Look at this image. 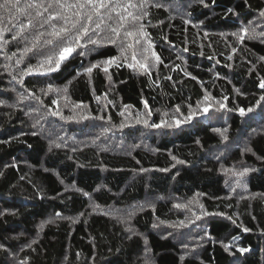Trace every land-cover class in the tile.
Returning a JSON list of instances; mask_svg holds the SVG:
<instances>
[{
	"label": "trees",
	"instance_id": "obj_1",
	"mask_svg": "<svg viewBox=\"0 0 264 264\" xmlns=\"http://www.w3.org/2000/svg\"><path fill=\"white\" fill-rule=\"evenodd\" d=\"M261 12L112 0L98 44L47 71L49 13L13 40L28 18L0 9V264H264Z\"/></svg>",
	"mask_w": 264,
	"mask_h": 264
},
{
	"label": "snow or ice",
	"instance_id": "obj_2",
	"mask_svg": "<svg viewBox=\"0 0 264 264\" xmlns=\"http://www.w3.org/2000/svg\"><path fill=\"white\" fill-rule=\"evenodd\" d=\"M21 2L22 0H0V9L7 11L9 15H11L13 12H19L25 13L28 18L27 25H25L23 22H19V33H14L12 35L13 40H17L18 37L25 32L26 28L33 27V21L37 17H43L44 12H48L49 14L40 21V27L42 28L45 24H48L51 27V31L47 34L51 37L61 40L62 47L60 52V59L57 60L53 65L52 57L49 56L47 61L44 62L50 65L47 68V71L58 70L60 68L61 63L66 60L68 56H70L71 53L75 51L76 48L85 47L86 45L80 43L83 38H87V44H98L97 39L93 38V36L97 34L96 30L101 29V26L104 24V17L101 14V9H107L110 5H112V0H75L74 3H69L68 0H45V2H41V0H26V2L23 3V6H21ZM200 2L203 3V0H200ZM155 6L160 7L161 5L157 4ZM115 7L122 6L114 5L112 7V10H114ZM128 7L136 6L129 4ZM50 9H53V11H49ZM73 9H75V11H72ZM260 15L264 17V12H261ZM128 16L132 17L133 20L140 19L139 16H136L131 12L128 13ZM94 17L96 18L95 21ZM124 19L125 18L121 17V23L119 27L111 28V32L114 34L113 37L110 38L111 43H115V38L120 36V29L123 27ZM53 21H57L59 22V24L52 23ZM93 23L95 24L94 28L92 27ZM185 23H187V21H185ZM139 31L141 34L147 35V33L143 31V26L139 28ZM244 31L247 32L248 30L244 29ZM2 33L3 29H0V39L3 38ZM44 35V32H40L39 36L35 38L36 41L39 40V37ZM124 35L127 37H132L134 35V31H125ZM64 39L68 40L67 44H63ZM241 39H243V37H241ZM46 43L51 44L52 40H48L46 41ZM137 43H139V41H137ZM131 46L132 45H128V47ZM25 50L29 51L30 49ZM94 50L95 49H89L88 51L91 52ZM78 54L84 55L85 53L79 52ZM153 55L155 54L153 53ZM135 59V55H133V60ZM157 59L159 58L157 57ZM44 63H41L38 67H44ZM102 63L112 64L114 63V60L109 59L107 61H103ZM99 66V64L92 65L91 67L87 68V72L91 73L94 67ZM141 67H144L147 71L145 65L141 64ZM103 70L105 72L108 71L106 67ZM32 71V67H29L27 69V72L29 74H31ZM260 87L264 88V81L261 82ZM205 99L209 100L211 99V97L206 95ZM261 100H264V96L261 97ZM221 107H224V105L221 104ZM239 111L241 115L244 114V109H240ZM248 111H251V109H248ZM190 118L191 117L189 116V119ZM144 123L147 124L148 121L145 120ZM152 126L159 127L160 125L156 124ZM173 159H175V157H173ZM178 163H183V161H178ZM246 171L248 170L246 169L245 172ZM240 175H244V173L242 172L240 173ZM245 231H247V229H245ZM239 251L244 252L246 251V249L241 248L239 249Z\"/></svg>",
	"mask_w": 264,
	"mask_h": 264
}]
</instances>
